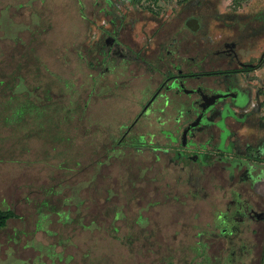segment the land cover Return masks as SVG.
I'll return each instance as SVG.
<instances>
[{
	"label": "flooded vegetation",
	"instance_id": "af4514ba",
	"mask_svg": "<svg viewBox=\"0 0 264 264\" xmlns=\"http://www.w3.org/2000/svg\"><path fill=\"white\" fill-rule=\"evenodd\" d=\"M73 1L8 0L0 24L13 38L19 18L78 8L90 34V55L79 53L78 64L90 69L95 126L97 105L103 114L119 108L115 133L93 146L130 157L117 216L134 209L153 256L165 247L162 264H264V46L255 47L263 13L255 29V16L223 0ZM24 54L7 63L12 72L37 65ZM126 256L124 264L139 260Z\"/></svg>",
	"mask_w": 264,
	"mask_h": 264
},
{
	"label": "rangeland",
	"instance_id": "374dc122",
	"mask_svg": "<svg viewBox=\"0 0 264 264\" xmlns=\"http://www.w3.org/2000/svg\"><path fill=\"white\" fill-rule=\"evenodd\" d=\"M235 1L218 5L241 9L242 18L255 16L250 21L257 29L264 0ZM68 5L63 12L53 5L43 16L19 18L13 38L7 36L10 24H0V78L7 79L0 87V205L17 215L0 229V264H124L126 254L134 253L139 260L131 264H162L165 247L153 256L143 233L134 229V209H127L126 220L117 216L121 188L132 173L130 157L122 160L117 150L105 156L93 143L115 133L119 108L108 106L103 114L97 105L95 126L90 69L78 64L79 53L90 55V34L78 8ZM263 35L255 47L264 46ZM9 42L10 61L4 52ZM25 51L37 65L12 72L7 63L21 61L20 54L26 59ZM42 64L45 69H38Z\"/></svg>",
	"mask_w": 264,
	"mask_h": 264
},
{
	"label": "trees",
	"instance_id": "16d2710c",
	"mask_svg": "<svg viewBox=\"0 0 264 264\" xmlns=\"http://www.w3.org/2000/svg\"><path fill=\"white\" fill-rule=\"evenodd\" d=\"M17 217L12 209H3L0 206V228L4 227L9 218Z\"/></svg>",
	"mask_w": 264,
	"mask_h": 264
}]
</instances>
